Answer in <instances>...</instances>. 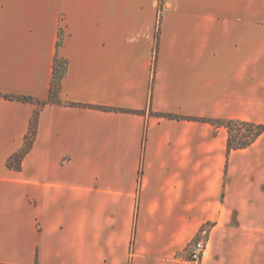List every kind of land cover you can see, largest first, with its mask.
<instances>
[{
    "label": "crops",
    "instance_id": "obj_1",
    "mask_svg": "<svg viewBox=\"0 0 264 264\" xmlns=\"http://www.w3.org/2000/svg\"><path fill=\"white\" fill-rule=\"evenodd\" d=\"M228 122L264 126V0H0V264H193L204 227L202 264H264Z\"/></svg>",
    "mask_w": 264,
    "mask_h": 264
},
{
    "label": "trees",
    "instance_id": "obj_2",
    "mask_svg": "<svg viewBox=\"0 0 264 264\" xmlns=\"http://www.w3.org/2000/svg\"><path fill=\"white\" fill-rule=\"evenodd\" d=\"M66 70H67L66 62L57 58L54 66V77L52 81L50 101H57V102L59 101L61 80L64 77ZM9 98L18 99L20 101H26V102L32 101L31 98H24V97H9ZM36 121H37V116H35L32 121L31 131L26 139V147L19 154H17L16 156L10 159L9 165L11 167L20 169L21 161L24 155L26 154L27 150L29 149L32 142V138L35 134ZM224 125L229 129L230 132V139H229L230 150L247 147L258 137L264 134V126L262 125H255L246 122H228Z\"/></svg>",
    "mask_w": 264,
    "mask_h": 264
},
{
    "label": "built area",
    "instance_id": "obj_3",
    "mask_svg": "<svg viewBox=\"0 0 264 264\" xmlns=\"http://www.w3.org/2000/svg\"><path fill=\"white\" fill-rule=\"evenodd\" d=\"M208 231L209 228L204 227L186 249L188 259L193 262V264H202L207 255L209 244Z\"/></svg>",
    "mask_w": 264,
    "mask_h": 264
},
{
    "label": "rangeland",
    "instance_id": "obj_4",
    "mask_svg": "<svg viewBox=\"0 0 264 264\" xmlns=\"http://www.w3.org/2000/svg\"><path fill=\"white\" fill-rule=\"evenodd\" d=\"M240 137V136H239Z\"/></svg>",
    "mask_w": 264,
    "mask_h": 264
}]
</instances>
